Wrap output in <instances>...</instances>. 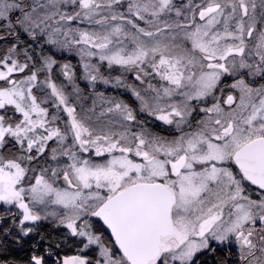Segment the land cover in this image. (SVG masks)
<instances>
[{
    "label": "snow or ice",
    "instance_id": "1",
    "mask_svg": "<svg viewBox=\"0 0 264 264\" xmlns=\"http://www.w3.org/2000/svg\"><path fill=\"white\" fill-rule=\"evenodd\" d=\"M0 264H264V0H0Z\"/></svg>",
    "mask_w": 264,
    "mask_h": 264
}]
</instances>
